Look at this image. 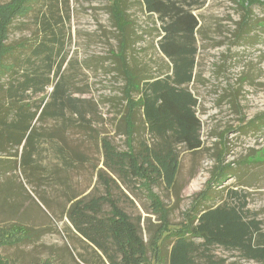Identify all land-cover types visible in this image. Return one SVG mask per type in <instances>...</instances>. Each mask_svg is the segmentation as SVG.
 Instances as JSON below:
<instances>
[{"label":"rangeland","instance_id":"1","mask_svg":"<svg viewBox=\"0 0 264 264\" xmlns=\"http://www.w3.org/2000/svg\"><path fill=\"white\" fill-rule=\"evenodd\" d=\"M200 1V8L194 9L200 25L188 89L197 98L201 146L193 151L182 145L176 148L179 168L171 186L159 182L146 187L132 180L126 187L104 171L116 181H111L110 190L119 206L133 221L139 219L149 264H157L158 250L167 252L168 233L189 224L203 203L229 200V188L245 194L247 208L261 221L264 232V162L244 163L245 159L264 161V125L259 127L264 113V0ZM49 3L39 0L26 16L15 19L7 41L34 46L45 34L41 19L49 20L60 40L55 45L60 48L59 61L63 60L58 78L67 83L72 96L82 100V118L73 117L71 123L52 116L36 120L33 125L39 135L30 164L22 163L21 147L0 152V227L19 223L33 231L23 243L0 247V254L15 264H38L44 259L53 264H107L75 232L67 207L73 198L104 193L98 180V173L105 170L104 138L122 151L129 146L136 149L141 140L150 142L151 136L138 114L136 132L127 123L125 80L116 64L118 41L107 10L109 0ZM129 4L136 36L128 60L142 74H159L168 67L158 49L160 22L144 12L139 0ZM28 52H17L16 58ZM9 78L1 76L0 85L6 88ZM52 88L30 92L29 100L46 102ZM225 165L232 167L234 175L216 184L211 175ZM203 192H214L213 199L202 200ZM151 194L158 199L159 209ZM210 249L227 262L260 264L225 248Z\"/></svg>","mask_w":264,"mask_h":264},{"label":"trees","instance_id":"2","mask_svg":"<svg viewBox=\"0 0 264 264\" xmlns=\"http://www.w3.org/2000/svg\"><path fill=\"white\" fill-rule=\"evenodd\" d=\"M37 1L6 0L0 3V77L6 74L10 77L6 88L0 85V152H5L9 146L21 147L23 164L33 161L32 152L39 135L33 125L36 120L52 116L71 123L73 117L79 115L82 118L79 106L82 100L72 96L67 83L58 78L63 60L59 61L60 48L55 45L60 40L49 20L45 16L41 19L45 34L34 46L7 41L12 22L26 16ZM139 1L144 12L155 15L160 22L158 49L167 59L168 67L159 74H142L138 66L128 60L136 36V32L132 33L133 23L128 14L129 0H109L107 10L118 41L116 64L125 80L123 95L128 102L127 123L132 132H136L138 114L151 140H141L136 149L129 146L127 150L119 151L104 138L101 149L105 170L98 173L104 193L73 198L66 212L75 232L95 253L103 256L107 264H149V260L139 219L133 221L119 206L110 190L111 181H116L104 175V171L114 174L126 187L132 180L146 187L159 182L171 186L179 168L176 148L182 145L193 151L201 146V122L195 111L197 98L188 89L196 66L195 34L200 25L194 9L200 8L201 1ZM243 34L247 35V32L238 36ZM27 50L26 55L16 58L15 53ZM53 76H56L55 80ZM49 85L53 88L46 102L35 104L29 100L30 92H44ZM261 119L262 126L259 127L264 125V113ZM251 162L264 161L245 159L244 163ZM233 175L232 167L225 165L211 175V180L220 185L222 180ZM228 191L229 200L203 203L189 224L168 233L171 242L165 254L158 250L157 264H237L215 256L210 249L212 246L264 264L261 221L247 208L245 194L232 188ZM213 193L203 192L202 200L209 202ZM150 197L159 209L158 199L154 194ZM32 232L19 223L0 227V247L23 243L33 235ZM82 261L90 262L86 258ZM0 264L15 263L0 254ZM38 264L53 262L44 259Z\"/></svg>","mask_w":264,"mask_h":264}]
</instances>
